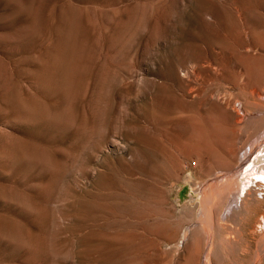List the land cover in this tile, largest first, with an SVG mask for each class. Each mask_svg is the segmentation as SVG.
<instances>
[{"label":"rangeland","instance_id":"obj_1","mask_svg":"<svg viewBox=\"0 0 264 264\" xmlns=\"http://www.w3.org/2000/svg\"><path fill=\"white\" fill-rule=\"evenodd\" d=\"M263 46L264 0H0V264L218 253Z\"/></svg>","mask_w":264,"mask_h":264},{"label":"bare ground","instance_id":"obj_2","mask_svg":"<svg viewBox=\"0 0 264 264\" xmlns=\"http://www.w3.org/2000/svg\"><path fill=\"white\" fill-rule=\"evenodd\" d=\"M263 48H264V46H263ZM262 95H263V93H262ZM219 98H220V96H219ZM260 100H261V98H260ZM219 102H220V100H219ZM238 107H239V105H238ZM243 117H245V116H243ZM238 118H240V117H238ZM237 120H239V119H237ZM235 122H238V121H235ZM245 126H244V128H245ZM251 128H253V127H251ZM262 130H263L262 127L257 128L249 137L247 135L248 133H246L247 139L245 138L244 143L242 142V145L237 147L235 150L232 148L234 151L229 155L230 170H229L228 175H227V179L233 187L232 201H231V199L229 200V202H231V203H229L230 206L228 207V209L224 213H222V214L220 213V216H219V213L217 215L219 217V220H217L218 222H217V228H216L217 231L216 232H218L217 236H219L218 239H220V242H219L220 247H219V250L217 249L218 253H216V254H211V252H210V253H204V255L199 256L197 258V264H264V210L261 209L259 212L256 211L257 213L255 215L253 223H251L252 225L250 224L249 226H246L248 222L246 221L247 223L245 224V220H244L245 217L247 216V213H248L247 212V205L249 203L251 204L252 202H255L257 200L264 199V183L260 182V181L254 182V181H252L251 178H250L251 179L250 180L249 177L248 178L244 177L245 174H248V172L247 173L244 172V170H245L244 168L246 167L248 161H250V159L252 157L257 156L259 153L261 154L262 151L264 152V131H262ZM242 131H244V129ZM246 132H247V130H246ZM260 133H262V134L260 135ZM262 158L264 159V156ZM253 163H255V160H251L249 164L252 165ZM247 168H249V167H247ZM246 171H247V169H246ZM224 175H226V174H224ZM258 178L264 179V176H262V174L261 175L258 174L257 179ZM207 186H209V185H207ZM211 186H213V185H211ZM212 192H213V190H212ZM206 193H207V191H206ZM211 194H213V193H211ZM207 196H209V194H207ZM221 198H224V197H221ZM226 198L228 199L227 196H226ZM226 198H224L223 200H225ZM203 201H204V207H206L207 205H206L205 199ZM226 202L225 203H219V204H221L223 206L226 204ZM256 203H258V202H256ZM261 203H262V201H261ZM213 205H214V203H213ZM219 207H220V205H219ZM257 207H253V209H256ZM249 208H252V207L249 206ZM221 209H223V208H221ZM250 210L252 211V209H250ZM219 212H221V210ZM250 217H253V216H250ZM250 219H248V220H250ZM252 220H253V218H252ZM215 222L216 221H214V223ZM200 223H201V221H200ZM202 223H204V222H202ZM204 224L207 226L206 222ZM193 227H194V225H193ZM216 232H214V233L216 234ZM215 241H217V240H215ZM217 242H215V243H217ZM206 243H208V242H206ZM212 245H214V244H212ZM215 247L217 248V245ZM190 259H191V257H190Z\"/></svg>","mask_w":264,"mask_h":264}]
</instances>
